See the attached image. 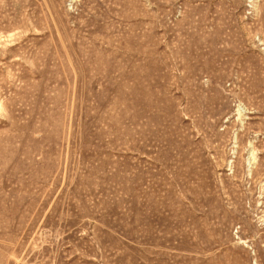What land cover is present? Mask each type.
Here are the masks:
<instances>
[{"label":"rangeland","instance_id":"obj_1","mask_svg":"<svg viewBox=\"0 0 264 264\" xmlns=\"http://www.w3.org/2000/svg\"><path fill=\"white\" fill-rule=\"evenodd\" d=\"M0 264H264V0H0Z\"/></svg>","mask_w":264,"mask_h":264}]
</instances>
